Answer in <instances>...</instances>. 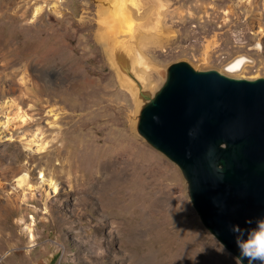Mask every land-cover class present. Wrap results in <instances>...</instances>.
<instances>
[{
    "label": "rangeland",
    "instance_id": "obj_1",
    "mask_svg": "<svg viewBox=\"0 0 264 264\" xmlns=\"http://www.w3.org/2000/svg\"><path fill=\"white\" fill-rule=\"evenodd\" d=\"M118 1H4L7 11L28 12L16 19L3 16L0 22L4 31L9 25L13 27L12 41H28L30 49L20 51L19 55L26 53L29 67L37 68L43 76L40 92L51 99L35 111L42 112L40 124L46 138L52 139L59 131L50 127L54 116L71 113V121L79 119L85 112L79 108L87 97L96 101L94 107L100 106L93 118L81 119L80 128H70L66 133L63 129L69 126L65 121L70 117L58 118L66 150H58L59 142H54L34 161L45 163L63 188L51 190L46 201L39 191L34 199L21 200L19 193L27 189L18 185L17 171L0 190V264H195L192 254L179 247L183 241L177 221L181 218L197 232L202 247L210 253L212 261L201 264H240L229 251L221 254L223 246L200 222L187 197L179 168L134 131L137 92L123 84L101 44V36L108 27L100 19L108 14L113 18ZM123 1L125 14L154 27L140 31L136 38L146 62L165 66L185 59L201 69L224 70L226 63L245 55L249 60L240 71L231 74L264 76V0ZM38 5L42 6L41 15L34 17ZM20 29L24 31L17 32ZM146 75L154 86L161 83L153 68ZM18 92L17 88L0 91V144L8 145H4V151L0 146V155L3 153L5 164L10 160L20 163L27 153L19 130L12 132L5 123L6 113L13 111L10 100ZM146 161H162L178 174L181 183L180 199L175 193L167 202L168 235L150 229L142 220L134 218L136 221L129 222L126 216L113 215L123 207V213L129 215L134 206L125 205L118 185L106 182L110 172L102 164L130 166ZM136 205L137 209L142 207L141 202ZM27 224L32 225L35 233L33 241H29Z\"/></svg>",
    "mask_w": 264,
    "mask_h": 264
},
{
    "label": "water",
    "instance_id": "obj_2",
    "mask_svg": "<svg viewBox=\"0 0 264 264\" xmlns=\"http://www.w3.org/2000/svg\"><path fill=\"white\" fill-rule=\"evenodd\" d=\"M152 28L127 14L113 17L102 47L123 84L137 90L136 135L179 168L200 222L241 264L231 226L251 235L264 220V76L201 69L185 59L152 65L136 43ZM248 60L237 56L224 69L238 71ZM152 68L162 79L157 86L146 75Z\"/></svg>",
    "mask_w": 264,
    "mask_h": 264
},
{
    "label": "bare ground",
    "instance_id": "obj_3",
    "mask_svg": "<svg viewBox=\"0 0 264 264\" xmlns=\"http://www.w3.org/2000/svg\"><path fill=\"white\" fill-rule=\"evenodd\" d=\"M4 1L5 0H0V18L6 15L7 16L12 15L13 18L16 19V17L18 16L24 17L25 15H27L28 12L27 10L24 9L20 14L18 13L19 10H14L11 12L7 11V9L5 8L6 6L4 4ZM125 8L126 7L124 1L119 0L114 5V9L112 11L113 13H116L114 17L118 18V16L120 17L126 15ZM41 9L42 6L39 5L36 6L34 8L33 16L37 17L40 14ZM111 19H112L111 15L108 14L106 16H103L100 19V22L106 25V27H108L106 29L109 30L110 28H112ZM27 23L28 22H26L25 24L27 25ZM25 28H27V26ZM5 31L7 32L4 33ZM5 31L1 25L0 26V91L2 92L9 90L13 91L16 88L19 91L18 95L10 100L9 106L13 108V111L11 113L10 112L6 113L7 118L5 123L9 125V128H11L12 132L15 129L19 130L20 139L24 140L25 146L27 148V153L24 156L25 158L24 161L20 163H16L10 160L8 161L7 164H5V162L1 158L3 156V153L0 155V190L5 188L9 178L14 175V172L16 173L18 171L19 175L17 177V183L20 186L25 185L26 186L25 188L27 189V190L25 189L21 190L18 197H20L21 200H25L28 198L32 200L34 199V195L37 194V192L39 191V193L43 195V198L46 201L48 200L49 195L52 192L51 190H53V192H56L57 189L60 190L61 188H63V186L60 181L53 178L50 169L47 167L45 163L44 164L35 163L34 161L37 156L44 154L48 150V147H50V145H53L54 142H59L58 144H56L58 150H66V141L64 139L61 130L63 128L61 127V125H57V119L58 118L63 119V117H70V120L68 119L69 121H65L66 123H70L69 126H64L67 127L63 129V132L66 133V131L69 130L70 128L77 127L78 129V127L82 125L81 123L83 119L86 121L87 119L93 118L94 116L93 113L96 112L95 109H98L100 105L94 107L96 101H94L93 99H89L90 97L89 98L87 97L85 99L84 104L81 105L80 108L78 107L79 109L85 111L83 112V114L80 115L79 119L75 121H71L73 119L72 118L73 116H70L69 114L71 113L67 114V112H66L67 116H62V117L54 116L53 118H51L50 127L52 128L57 127L59 128V131H56V133H54V135L52 136V139L48 140L45 136L44 128L40 124L41 122L40 118L43 117L42 112L40 110L35 111L36 107L40 108L41 106H44V103L49 104L51 99V97L49 96L44 97L40 92V89L42 87L43 76L41 75V73L38 71L37 68L32 69L31 67H29L30 65L28 64L26 53H24L25 55L23 57L19 55L20 51H25L30 49L29 46L30 44L28 43V41L23 40L22 42L24 45H22V42L12 41L13 27L11 25H9L7 30ZM23 31H21L20 29L17 32L22 33ZM244 63L242 64L241 68L238 71H240L243 68ZM221 71L227 74L238 72V71L228 72L225 69ZM234 75L239 76L238 74H234ZM82 76L83 75L80 76V79L82 78ZM54 83L56 84V82ZM68 85L66 84L65 86ZM137 101H138L137 103L138 105L139 100L137 99ZM26 104L28 105V107H25ZM101 107L103 106L101 105ZM53 109H54L53 107L49 109L48 113L50 114L53 111ZM35 113H39L41 114V116L35 118L34 117ZM5 143L0 144V146L2 147V151L5 150L6 146L4 145H7V143L6 144ZM15 157H17V155ZM164 164L165 163H163L162 161H155V162L146 161L140 165L133 164L130 166L125 164L120 165L119 163H117L116 166L112 165L111 163H107V164L103 163L102 165H104L110 172V176L106 182L118 185L119 186L118 194L120 196H123V199L126 202L125 205L128 203L129 205L134 206L129 215L123 213V210L125 211L124 207L121 208L119 211L113 212V215H115L118 218L126 216L129 222L135 219L142 220L147 224V226L150 229H154L158 231V233H163L165 235H168V228L170 221L168 219L169 209L167 207V202L170 199V197L175 193L177 194L176 197L180 199L181 183L178 178V174L168 169ZM7 196L11 201L13 200L15 201V198L9 196V193H7ZM138 202L142 203L141 205L142 207L140 208L138 207L139 210L135 207L137 206L136 203ZM177 227L181 229V241H183L180 243L179 247L183 248L181 250H185L187 253L192 254V257L195 260V264H201L207 260L209 262L212 261L210 259V253L204 250L201 241L197 235V232L189 226L187 220H185L184 218L178 219ZM25 228L27 231V235L29 237V241H33L35 238L34 235L35 233H33L32 225L27 224ZM133 231L134 233H136L134 227H133ZM96 239L97 238L94 237L95 243H96ZM94 242H92V244H94Z\"/></svg>",
    "mask_w": 264,
    "mask_h": 264
},
{
    "label": "clouds",
    "instance_id": "obj_4",
    "mask_svg": "<svg viewBox=\"0 0 264 264\" xmlns=\"http://www.w3.org/2000/svg\"><path fill=\"white\" fill-rule=\"evenodd\" d=\"M246 224H252L251 220H246ZM232 233L235 234L234 242L238 248V258L241 264L244 260L248 264H264V220L255 221V227L248 234L247 229H242L238 224L231 226ZM226 253V249L222 248L221 254Z\"/></svg>",
    "mask_w": 264,
    "mask_h": 264
}]
</instances>
